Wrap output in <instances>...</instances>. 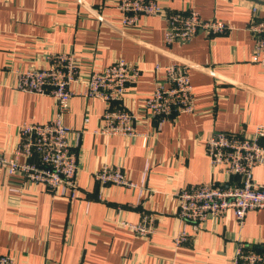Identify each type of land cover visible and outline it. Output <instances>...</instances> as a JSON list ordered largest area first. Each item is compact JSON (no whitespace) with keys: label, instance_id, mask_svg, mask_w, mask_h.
I'll use <instances>...</instances> for the list:
<instances>
[{"label":"crops","instance_id":"crops-1","mask_svg":"<svg viewBox=\"0 0 264 264\" xmlns=\"http://www.w3.org/2000/svg\"><path fill=\"white\" fill-rule=\"evenodd\" d=\"M115 1L0 0V154L16 143L18 124L43 122L56 112L52 96L15 88V69L45 66L48 54L69 52L82 73L117 58L140 68L125 94L136 136L100 134L104 103L70 98L62 121L77 155L75 197L54 196L0 166V254L18 264H227L239 242L262 249L264 212L258 208L246 212L241 226L228 209L209 216L187 242L176 246L173 236L183 226L192 231L174 213V194L209 179L206 137L217 130L250 133L264 122V69L253 56L249 30L264 19V0H158L167 11L195 9L229 25L223 33L199 31L171 44L164 41L161 16L139 15L124 25ZM173 61L190 66L194 108L158 123L146 115L143 100L162 66ZM103 163L120 166L143 186H101L93 172ZM253 178L264 182V167L255 166ZM145 214L157 225L146 237L116 223Z\"/></svg>","mask_w":264,"mask_h":264},{"label":"built area","instance_id":"built-area-1","mask_svg":"<svg viewBox=\"0 0 264 264\" xmlns=\"http://www.w3.org/2000/svg\"><path fill=\"white\" fill-rule=\"evenodd\" d=\"M114 5L122 13L124 25L133 24L139 15L161 16L167 44L187 42L199 31L218 34L229 29L222 20L202 18L195 9L167 11L158 0H116ZM249 30L255 35L253 56L264 69V19L253 22ZM46 58L45 66L15 69V88L52 96L56 112L43 122L18 124L17 141L0 154V166L8 174L17 173L32 182L42 183L54 196L73 198L77 192V155L68 140L70 128L62 121L70 98L79 95L104 103L97 130L100 134L136 136L138 131L134 116L125 104V94L128 86L137 80L140 68L133 62L117 58L102 69L82 73L71 52L50 53ZM189 68L187 63L180 61L162 66V75L143 100L148 117L161 123L169 116L193 110L195 99ZM205 152L209 179L189 184L174 194L175 215L192 227V233L183 226L173 236L176 246L190 240L209 216L220 217L231 209L241 226L248 210L258 208L264 212V182H256L253 178V168L264 167V122L256 124L250 133L217 130L209 134L205 139ZM93 176L101 186H143V181L138 185L130 180L118 165L103 163ZM116 211L121 212L120 208ZM116 223L140 237L153 234L157 228L153 214H145L138 221L120 217ZM0 264L18 262L11 255L0 254ZM227 264H264V247L256 249L250 242H239Z\"/></svg>","mask_w":264,"mask_h":264}]
</instances>
